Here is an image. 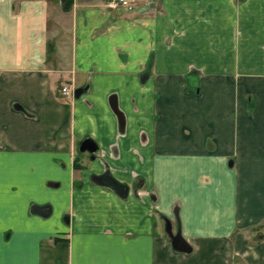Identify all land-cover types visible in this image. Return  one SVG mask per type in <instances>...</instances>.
Returning <instances> with one entry per match:
<instances>
[{
  "label": "crops",
  "instance_id": "crops-1",
  "mask_svg": "<svg viewBox=\"0 0 264 264\" xmlns=\"http://www.w3.org/2000/svg\"><path fill=\"white\" fill-rule=\"evenodd\" d=\"M258 223L264 0H0V264H264Z\"/></svg>",
  "mask_w": 264,
  "mask_h": 264
},
{
  "label": "water",
  "instance_id": "water-1",
  "mask_svg": "<svg viewBox=\"0 0 264 264\" xmlns=\"http://www.w3.org/2000/svg\"><path fill=\"white\" fill-rule=\"evenodd\" d=\"M85 90H86L85 87L76 88L73 94L74 97H78ZM111 106H112L113 111L117 115L120 123L123 124V115L118 110L117 104L115 102V96L113 95L111 97ZM97 150H98V145L95 143L94 140L88 137L83 139L78 145V151L89 153L90 158L94 157V154L97 152ZM99 179L102 184L110 187L120 196H125L127 194L126 185L118 182L113 177H111L109 174H104L103 176H100ZM37 208L39 210V213L42 215H47L50 211V208L48 206H39ZM164 229H165L166 234L169 236L170 244L175 251L189 252L191 250V247L189 246V244L182 237L180 230L178 229L177 231H173L172 223L168 219H164Z\"/></svg>",
  "mask_w": 264,
  "mask_h": 264
},
{
  "label": "rangeland",
  "instance_id": "rangeland-1",
  "mask_svg": "<svg viewBox=\"0 0 264 264\" xmlns=\"http://www.w3.org/2000/svg\"><path fill=\"white\" fill-rule=\"evenodd\" d=\"M231 163H232V161L230 160L229 165H231ZM175 221H176V224L174 223V225H172L173 231H177L179 229L178 217H175ZM249 230H250L249 232H251L250 239H251V242H253V244H257V243L262 241V239L264 238L263 237L264 228L262 227L261 223L254 225ZM167 237L169 238L168 235H167ZM233 238H235V237H233ZM233 258H234L235 263H237V264H249V263L245 262V260L243 259V257L240 254L235 253Z\"/></svg>",
  "mask_w": 264,
  "mask_h": 264
},
{
  "label": "built area",
  "instance_id": "built-area-1",
  "mask_svg": "<svg viewBox=\"0 0 264 264\" xmlns=\"http://www.w3.org/2000/svg\"><path fill=\"white\" fill-rule=\"evenodd\" d=\"M135 0H105L106 7L110 9H118V8H131L134 4ZM61 93L63 95H71L73 96L74 90H69L67 86L61 87Z\"/></svg>",
  "mask_w": 264,
  "mask_h": 264
}]
</instances>
